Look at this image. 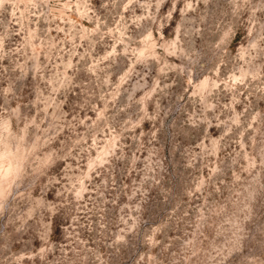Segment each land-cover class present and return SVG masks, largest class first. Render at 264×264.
I'll use <instances>...</instances> for the list:
<instances>
[{
	"label": "rangeland",
	"instance_id": "1",
	"mask_svg": "<svg viewBox=\"0 0 264 264\" xmlns=\"http://www.w3.org/2000/svg\"><path fill=\"white\" fill-rule=\"evenodd\" d=\"M259 35L264 0H0V264H264Z\"/></svg>",
	"mask_w": 264,
	"mask_h": 264
},
{
	"label": "clouds",
	"instance_id": "2",
	"mask_svg": "<svg viewBox=\"0 0 264 264\" xmlns=\"http://www.w3.org/2000/svg\"><path fill=\"white\" fill-rule=\"evenodd\" d=\"M260 41H264V35H259V36H257L256 38H255V43L258 45L259 44V42ZM15 142L13 141L12 142V149H13V151H15ZM27 168H28V164L27 163H25L24 164V169L25 170H27Z\"/></svg>",
	"mask_w": 264,
	"mask_h": 264
},
{
	"label": "trees",
	"instance_id": "3",
	"mask_svg": "<svg viewBox=\"0 0 264 264\" xmlns=\"http://www.w3.org/2000/svg\"><path fill=\"white\" fill-rule=\"evenodd\" d=\"M58 226H59V224L56 223V225H55V227H56L55 231L59 228Z\"/></svg>",
	"mask_w": 264,
	"mask_h": 264
}]
</instances>
